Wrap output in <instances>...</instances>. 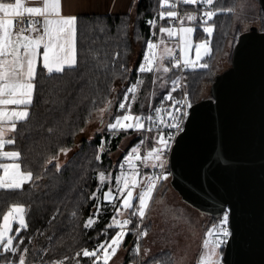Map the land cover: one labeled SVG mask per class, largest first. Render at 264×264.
I'll return each mask as SVG.
<instances>
[{
	"label": "trees",
	"instance_id": "1",
	"mask_svg": "<svg viewBox=\"0 0 264 264\" xmlns=\"http://www.w3.org/2000/svg\"><path fill=\"white\" fill-rule=\"evenodd\" d=\"M173 1L169 0V4H173ZM244 1L216 0L215 6L224 9L234 8L235 11L232 14L225 11L214 18L216 28L212 40L213 53L207 60L211 67L194 72L188 70L186 73L187 86L194 103L211 97L210 87L215 77L232 65L235 46H230L228 41L232 40L233 33L239 37L253 25L264 31V11L259 1L254 0L257 6L251 10H244L241 7ZM134 5V12L78 15L79 66L74 69L68 68L63 75L51 78L38 77L34 107L30 109L31 116L26 124L19 125L14 137L13 134L10 136L15 139V145H6L7 149L21 152V159L17 162L27 166L34 174L41 175V180L37 181L34 187L25 185L23 191L0 189V223L3 212L12 203H22L26 206L29 227L22 235L34 237L32 241L25 239L24 243L31 244L36 249V264H39L41 257L45 262L67 257L66 264H76L78 259L80 264L92 263L94 258H83V249L92 250L101 241L110 240L119 229H109L107 237L102 234V230L111 223L114 215L113 205L102 200L103 191L109 186L112 188L115 186V175L119 174L120 162L133 145L144 140V147L140 148L141 157L153 146L151 139L144 138H150L155 135L154 133L145 131L140 133L131 129L110 132L106 124L92 137L84 135V131L96 119L98 112L107 107L108 101L112 102L113 108L109 119L122 113L118 108L119 101L123 100L127 88L137 80L143 83L137 85V100L132 104L131 112L135 114L149 111L148 105L151 103L155 106L166 91L160 87L159 81L153 83V73L141 74L136 68L147 50L146 41L149 38L167 39L166 34L162 36L159 32V28L171 26V22L167 19L161 21L159 13L172 8L161 6L160 0H132V6ZM203 10L202 6L184 5L183 14L185 17L188 13L199 15ZM149 19L155 20V25L151 29L146 23ZM193 36L195 41L206 38L200 29H197ZM117 53L119 55H116ZM85 56H88L87 64L84 63ZM93 56H97V60H94ZM112 60L116 61L114 65L109 63ZM97 62L101 65L109 64L108 72H105L103 67L99 72L95 71L94 66ZM121 64L130 71L121 74ZM165 64L171 67L168 60H165ZM166 75L170 81L177 75V70ZM170 86L169 82L168 87ZM153 92L156 94L155 98ZM129 100L131 101V96ZM107 109L109 110L108 107ZM49 129L52 131L49 132ZM102 137L105 141L103 151L100 150ZM127 139L130 142L122 149ZM61 148L67 149V152L61 169L57 171L54 165L58 158L64 155L60 152ZM53 156L57 158L56 161L46 166L45 161ZM101 171L106 174V181L103 184L99 178ZM145 172H151L150 164L145 165ZM98 186L102 210L98 217H94L96 222L93 227L87 228L85 222L94 213L93 206L97 203V200L90 199V196L92 192L97 191ZM173 192L181 197L174 188ZM155 197L156 195L153 201ZM171 197L169 192L168 200L174 202ZM179 204L192 220L197 214L202 215L191 222L196 226L201 222L203 234L215 221V218L201 213L184 200ZM119 206L120 201L117 200L115 207ZM119 218L118 214L117 219ZM147 218L148 213L143 218L142 231L148 225ZM139 219L132 218L133 223L128 226L136 233ZM160 238L159 235L153 240ZM135 240L136 236L130 231L126 240L129 246L128 261L134 264L137 263V252L133 251ZM143 240L144 235L141 241ZM224 250L225 246L223 252ZM77 252L81 253L79 257L76 256ZM3 259L4 254L0 251V264ZM156 261L160 264H176L174 253L169 248L157 250L145 258V264H156Z\"/></svg>",
	"mask_w": 264,
	"mask_h": 264
},
{
	"label": "snow or ice",
	"instance_id": "2",
	"mask_svg": "<svg viewBox=\"0 0 264 264\" xmlns=\"http://www.w3.org/2000/svg\"><path fill=\"white\" fill-rule=\"evenodd\" d=\"M180 3L190 6H202L199 16L194 13L179 16L177 11L165 10L159 13L161 21L167 19L169 22L179 20L180 27H160L159 32L167 39L178 40L176 48L168 47L164 40L159 43L153 42L151 38L146 41V52L142 57L136 71L138 73H153V83L160 82V87L166 89L159 104H149V113L144 115L132 114V104L137 100V85L143 83L137 80L124 92L123 100L119 101L118 108L123 115L115 116L113 122L107 125L110 132L120 130H133L143 133L144 131H155L151 139L152 147L141 157L140 148L144 140L135 145L120 162L119 174L115 175V188L108 187L103 191L102 200L113 205L114 215L111 223L105 226L102 234L107 237L108 230L119 228L111 239L101 241L95 248L83 249V258H94L92 264H108L109 259L121 246L125 236L132 231L136 236L137 243L133 246L134 252H139V236L147 235L145 228L142 233H136L128 228L133 223L132 218L139 217L137 228L143 223L149 203L153 199V193L157 184L168 178L169 173L165 170L166 156L169 154L175 136L184 130L185 122L193 119V114L198 105L186 87L187 79L175 76L170 81L166 74L175 70L196 71L207 70L211 65L207 62L212 57V40L216 25L214 18L218 14L227 11L232 14L235 9H224L215 6L216 0H180ZM161 6L175 8V4H169V0H160ZM61 0H41L39 6H25V0H14V2H3L0 0V160H10L11 163H0V189L9 191H23L25 185L35 186L41 180V175L28 169L20 162L21 152L19 150H4L5 146H14L15 139L7 138L11 133L13 137L19 130V125L26 124L31 116L30 109L34 107V94L38 87V77L51 78L56 75H63L68 68L79 66L78 59V16L64 15ZM243 7V5H241ZM150 29L155 25L154 19L146 21ZM187 23L195 26H184ZM200 29L205 34L204 39L194 41L193 35ZM103 31V29H101ZM230 46H237L239 39L233 33L232 40L228 41ZM164 45L158 54L157 49ZM179 50V56L174 53ZM194 50L195 55L191 53ZM237 51L240 48L237 47ZM116 55H119L118 53ZM97 60V56L92 57ZM168 60L169 67L165 64ZM88 56H85L84 63L87 64ZM110 64H115L112 60ZM103 67L105 72L109 70V64L101 65L97 62L94 70L99 72ZM121 74L130 71L123 64L120 65ZM170 82V87L168 84ZM99 84V80H97ZM177 90L182 95L177 98L173 93ZM111 91V89H109ZM155 98V92H153ZM131 96V101L129 100ZM209 103L212 97H206ZM48 103V101H45ZM56 103V101H52ZM111 101L107 107L111 108ZM49 132L52 129L48 130ZM105 141L102 137L100 150L103 151ZM61 153L66 154L67 149L61 148ZM223 154L217 153L216 161L222 159ZM99 155L97 159H99ZM56 157H50L45 165L52 164ZM137 161H142L146 166L151 163L153 169L160 171L144 173L140 175ZM57 171L61 169L59 162L55 163ZM127 169V171L125 170ZM100 181H106L104 171L99 173ZM139 191L134 195V189ZM97 191L91 193L90 199L97 200L93 206L94 213L88 217L85 227L91 228L96 222L94 217L101 213V197ZM117 200L120 206L115 207ZM230 201H223L219 207H214L212 215L215 222L208 228L202 242V253L199 256L198 264H224L223 247L234 237L233 208ZM127 210L129 218L117 219V215ZM26 206L22 203H12L3 212L2 223H0V251L4 254L2 264H36V249L31 244H25V239L32 241L34 237L22 235L29 227L26 220ZM59 211V210H57ZM75 215V213H73ZM17 225V226H14ZM49 249H43L48 251ZM110 250V251H109ZM102 254V255H101ZM81 253L77 252L79 257ZM31 257V259H30ZM67 257L60 260L45 262L40 258L39 264H66ZM76 264H80L79 259ZM156 264H160L156 261Z\"/></svg>",
	"mask_w": 264,
	"mask_h": 264
},
{
	"label": "water",
	"instance_id": "3",
	"mask_svg": "<svg viewBox=\"0 0 264 264\" xmlns=\"http://www.w3.org/2000/svg\"><path fill=\"white\" fill-rule=\"evenodd\" d=\"M238 39L232 65L210 87L212 102L194 103L169 176L182 200L203 214L215 218L213 208L231 202L234 237L224 264H264V31L253 25Z\"/></svg>",
	"mask_w": 264,
	"mask_h": 264
},
{
	"label": "rangeland",
	"instance_id": "4",
	"mask_svg": "<svg viewBox=\"0 0 264 264\" xmlns=\"http://www.w3.org/2000/svg\"><path fill=\"white\" fill-rule=\"evenodd\" d=\"M242 5L244 10H251L253 7L257 6V2L254 0L253 1L245 0ZM128 11L134 12L135 5L131 6ZM183 17H185L184 14ZM184 26H195V25H189L185 23ZM164 44H166L168 47L175 48L173 43L164 42ZM161 50L159 51L156 50V51H158L159 54ZM191 55L192 56L195 55L194 50L192 51ZM112 110L113 108H110L109 110L107 109V107L102 108L98 112L96 119L93 120L89 124L88 128L84 131V135L87 137H92L97 131H99L103 127L104 124L108 125L109 123L113 122L115 117L113 119H109L111 117ZM131 113L135 114L133 112ZM123 114L124 113L122 112L121 114L118 115H123ZM129 142L130 140L127 139L124 142L125 144L123 145L122 149H124ZM135 145H133L132 148ZM142 147L144 146L142 145ZM4 150L11 151L10 149H7L6 146ZM120 152L122 153L123 150ZM68 155L69 153L67 154V156ZM64 156L65 154L62 155L60 158H58V162L60 164H62L65 161ZM11 162L13 161L7 159L0 160V163H11ZM136 163L139 167L140 175L143 176V174L146 173L145 164L142 161H137ZM149 164L152 170L151 163ZM142 167L143 169H141ZM125 170L127 171L126 168ZM0 174H2V170H0ZM114 188L115 186L113 187V189ZM139 190H140L139 187L134 189V195ZM169 192H171L172 195L171 199L174 202L168 200ZM180 202L182 203L181 197H178V195L175 192H173V187L170 182V176L168 175V178L165 180V183L161 186L158 193L156 194L154 201L153 199L150 201L149 208L146 211V214L148 213V218H147L148 225L145 227L147 229V235H144L143 242L145 240L150 239L151 241L157 242L154 246V248L157 250H163L166 248L171 249L174 253L176 264H198L199 256L202 253V242L203 239L205 238V234L208 229L205 230V234H203L200 228L201 222L198 224V226H196L195 223L191 222L193 220H196L198 216L201 218L202 215L197 214V217H195L192 220L191 217H189V214L184 211V207L179 204ZM119 217H120L119 219L121 220L128 218L127 210H122V213L119 214ZM159 235L161 236L160 240H153L154 237L155 239H157ZM131 264L133 263L131 262Z\"/></svg>",
	"mask_w": 264,
	"mask_h": 264
},
{
	"label": "crops",
	"instance_id": "5",
	"mask_svg": "<svg viewBox=\"0 0 264 264\" xmlns=\"http://www.w3.org/2000/svg\"><path fill=\"white\" fill-rule=\"evenodd\" d=\"M62 11L64 15H76L79 14H102L111 12H126L132 6V0H61ZM41 0H25V6H39ZM164 46L160 45L157 49L161 50ZM157 51V53H158ZM10 133L7 138H10ZM119 231V229H118ZM127 235L125 236L121 246L117 252L109 259L108 264H131L128 261ZM155 241L150 239L142 242V250L145 258L152 255L157 251L154 248ZM110 251V250H109ZM134 264V263H133Z\"/></svg>",
	"mask_w": 264,
	"mask_h": 264
},
{
	"label": "built area",
	"instance_id": "6",
	"mask_svg": "<svg viewBox=\"0 0 264 264\" xmlns=\"http://www.w3.org/2000/svg\"><path fill=\"white\" fill-rule=\"evenodd\" d=\"M173 4H175L176 7L175 8H172V11H177L178 15L183 17V7H184V4L180 3V0H174ZM180 24H181V22L179 20L171 21V26H173V27H177L178 28V27H180ZM159 41L160 40H153V42H155V43H159ZM164 42H166V43L167 42L168 43H173L174 46H175V48H176V45L178 44V40H174V39H171V40L170 39H165ZM174 54L177 55V56H179V50L177 49V51ZM186 73H187V71L177 70V75L176 76H181V77L186 78ZM186 87L188 88L187 85H186ZM173 95H175L177 98H179L182 95V92L180 90H177L175 93H173ZM158 104H159V102L156 105H158ZM148 113H149V111L144 112L143 114L144 115H147ZM187 122H185L184 129H185L186 125H187ZM183 131H181V132H179V133L176 134L175 140H174L173 145H172V148H171L169 154L165 158V160H166L165 170L168 173L170 172V158H171L172 149H173V147H174V145L176 143V140H177L178 136ZM145 132H147V133H154L155 134V131L149 132V131L146 130ZM153 171L159 172L160 169L159 168H156V169H153L152 168L151 172H153ZM164 182H165V180H162V181H160L157 184V187L155 188L154 193H153V197L158 193L159 189L161 188V186L163 185ZM142 224H140L139 227H138V229H137L138 230V233H142ZM142 237H143V235H140L139 236V241H138V243H139V252L137 253V263L136 264H145V256H144L143 250H142V241H141L142 240ZM136 243H137V240H135V244Z\"/></svg>",
	"mask_w": 264,
	"mask_h": 264
}]
</instances>
